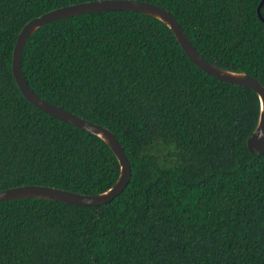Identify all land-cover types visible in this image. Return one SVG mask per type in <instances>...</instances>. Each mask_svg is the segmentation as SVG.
Here are the masks:
<instances>
[{
    "label": "trees",
    "instance_id": "trees-1",
    "mask_svg": "<svg viewBox=\"0 0 264 264\" xmlns=\"http://www.w3.org/2000/svg\"><path fill=\"white\" fill-rule=\"evenodd\" d=\"M85 1L94 0H0V191L97 194L120 175L104 139L33 104L12 69L27 22ZM142 1L168 9L209 61L264 84L261 0ZM22 69L42 98L111 129L132 177L98 206L0 202V264H264V153L248 147L261 112L253 88L209 74L164 21L128 10L43 25Z\"/></svg>",
    "mask_w": 264,
    "mask_h": 264
},
{
    "label": "water",
    "instance_id": "water-1",
    "mask_svg": "<svg viewBox=\"0 0 264 264\" xmlns=\"http://www.w3.org/2000/svg\"><path fill=\"white\" fill-rule=\"evenodd\" d=\"M263 5L264 0H261L258 7V15L262 21H264V16L261 12ZM109 10L143 12L161 19L173 30L184 50L200 68L223 81L253 88L260 97L261 112L258 125L248 138V147L254 153H264V84L260 80L246 72L229 70L209 61L190 40L177 18L168 9L159 4L142 0L85 1L58 7L27 22L22 28L14 47L12 69L20 89L26 98L33 104L54 117L90 131L104 139L119 159L121 166L120 175L110 188L97 194L80 193L65 188L41 184H30L1 190L0 202L18 198H46L76 205L98 206L111 202L122 193L129 184L132 177L131 163L116 134L111 129L101 124L90 121L42 98L30 86L22 69L24 48L32 34L40 27L49 22L69 16Z\"/></svg>",
    "mask_w": 264,
    "mask_h": 264
}]
</instances>
